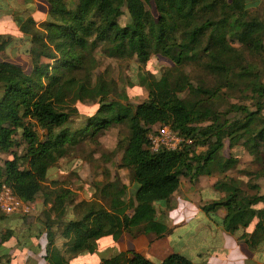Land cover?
Here are the masks:
<instances>
[{
	"label": "trees",
	"instance_id": "1",
	"mask_svg": "<svg viewBox=\"0 0 264 264\" xmlns=\"http://www.w3.org/2000/svg\"><path fill=\"white\" fill-rule=\"evenodd\" d=\"M36 1L22 0L11 12L30 70L0 60V190L6 185L24 203L41 199L51 205L44 213L50 264H71L104 237L167 234L156 204L169 202L183 177L195 182L235 168L233 155H221L226 140L241 142L264 169V9L261 16L252 13L248 0H39L46 7L37 20ZM0 42H5L4 35ZM246 50L260 59L262 70L247 60ZM99 56L135 57L144 65L158 56L171 62L173 70L147 80L148 99L133 106L110 99L115 88L96 75ZM191 65L212 76L215 84H195L180 72ZM234 93L252 105L228 104L223 109L226 94ZM78 102H97L99 108L83 118ZM117 125L129 129L118 143L123 151L119 168L128 170L131 183L138 184L133 202L119 178L96 185L93 197L79 202L65 183L48 182L60 160L85 143L99 145ZM157 126H169L194 144L184 151L153 153L149 135ZM201 147L205 151L197 154ZM3 154L9 156L4 162ZM215 188L225 198L203 210L225 208L226 231L244 229L241 240L251 250L263 247L264 194L244 192L235 182L218 181ZM69 206L74 210L68 211ZM68 212L74 213L73 219L64 222ZM26 216L17 217L20 224ZM7 218L0 213V221ZM62 226L67 251L52 248L54 229ZM16 233L7 230L1 239L7 242ZM103 264L154 263L126 251ZM162 264L194 263L172 254Z\"/></svg>",
	"mask_w": 264,
	"mask_h": 264
},
{
	"label": "rangeland",
	"instance_id": "2",
	"mask_svg": "<svg viewBox=\"0 0 264 264\" xmlns=\"http://www.w3.org/2000/svg\"><path fill=\"white\" fill-rule=\"evenodd\" d=\"M21 1L22 0H0V35H4L5 41L3 43L0 42V60L16 62L26 71H29L30 58L23 52L24 46L17 40L22 36L15 28L13 19L7 20V18L9 19L8 15L12 14L11 12L14 11L13 9H16L18 5H22ZM248 1L251 4L250 11L261 16L264 3L260 0ZM35 4L34 15L37 20H40L42 19L40 18L41 15H43L41 13L45 11L46 6L44 2L39 0H37ZM125 20L126 18L124 17L122 21L124 22ZM10 37L14 38V40H10ZM234 45L238 48L241 46L239 44ZM245 53L247 60L253 63L256 68L261 69L260 59L252 57L247 50ZM99 59L100 66L96 71V75H102L109 85L115 88V92L110 99L133 106H137L148 99V91L145 85L147 80L153 77L159 78L164 72L173 70L171 68V62L158 56H153L146 65L140 63L135 57L115 59L99 56ZM180 72L189 74L195 84L203 83L207 86H213L215 84V79L212 76L195 65L183 67ZM185 96L186 95H183V97ZM226 98L227 103L222 105L223 109L227 108L228 104L252 105V101L248 100L246 96L241 93L226 94ZM75 106L83 118L92 116L99 108L97 102H78ZM158 127L159 126L155 127L152 132L157 130ZM128 135L129 129L127 126L117 125L108 130L104 137L99 140V145L85 143L83 146L78 147L77 151L74 150L67 158L60 160L58 164L51 169L48 182H50V180H59L65 183L66 187L73 190L79 198L91 199L96 191V185L119 178L130 188L127 198L131 197L128 199L130 202H133V193L138 188V184L131 183V174L128 170L119 168L123 151L118 148V143ZM204 151L205 148L202 147L196 149L197 154ZM18 152H21V149ZM221 155H223V158H228L233 155L237 160L235 168L225 174L216 172L214 174L216 178L214 179L204 177L202 178L203 180H199L195 185L184 177L182 187L177 196L200 197V190L213 182L215 183L217 180L228 183L229 185L235 182L238 187L249 194H255L257 192L264 194L263 166L254 156H251L247 152L243 145H241V142L232 143L230 140H226L225 148L222 150ZM8 158L9 156L7 154L2 155L3 162ZM131 191L132 194L130 193ZM224 196L225 193L216 190V188L206 189L201 192V197L204 202L210 201L206 205L212 204L215 201H220L225 198ZM33 204L34 203H32V205ZM183 204L192 203L183 202ZM189 208H187L186 211V220L189 222L193 221V223L196 224H202L203 221L201 220L204 219L203 215L199 214L195 217L194 215L196 214H193V210ZM72 210H74V206H69L68 211ZM214 212V210H211L207 213H210L212 222L218 225L221 220L218 216L213 214ZM0 213L4 214L1 210ZM73 214L74 213L70 212L69 217H67L64 222L73 219ZM20 215H6L8 218L0 221V257L3 258L2 264H50L46 258L50 244L46 230L47 221L44 219V223H39L37 225V221L44 218L43 213H37L35 209L33 213L26 216L27 220L22 224L19 223V219L17 220V217ZM175 218L176 215H173V219ZM29 226H32V229H27ZM62 229L63 226L54 229L57 238L52 248L58 251H67L70 246L61 236ZM7 230H17V233L16 236L12 237L7 242H3L1 236ZM145 235L149 234L140 233L135 237L140 236L142 238ZM175 246L178 247V244ZM167 248V246H162L161 251L156 252L163 253ZM123 250V239L116 240L112 237H105L95 243V249L92 252L81 253L73 257L70 263L103 264L104 260L122 253ZM193 259L194 261L197 260V258L194 257ZM152 261L158 262L157 259H152Z\"/></svg>",
	"mask_w": 264,
	"mask_h": 264
},
{
	"label": "crops",
	"instance_id": "3",
	"mask_svg": "<svg viewBox=\"0 0 264 264\" xmlns=\"http://www.w3.org/2000/svg\"><path fill=\"white\" fill-rule=\"evenodd\" d=\"M8 16L9 19L7 18V20L13 19L12 14ZM204 177L216 178L214 175L201 176L195 182H190L195 185L199 180H203L202 178ZM183 178L181 179L180 188L173 194L169 202L156 204L159 221L167 226L169 229L168 233L162 237L149 234L142 238L140 236L133 237L126 233L119 238L123 239L124 250L122 252L135 251L154 264L156 262H153L152 259H157L158 262L156 264H162L172 254H181L189 258L194 264H264V246L251 250L241 240L244 229H240L235 233L226 231L223 224L226 216L225 208L221 207L213 213L221 220L218 225L212 222L210 213L203 210V207L210 201L205 203L201 197V192L210 188L215 189L218 180L201 189L200 197H178L177 195L183 184ZM130 193L132 194V191ZM82 200L90 199L78 197L77 201ZM183 202H190L192 204H183ZM33 205L34 210L36 209L37 213H43V215L51 207L50 204L48 206L44 205L41 200H38ZM187 208L193 210L192 213L196 214L194 215L195 217L199 214L203 215L204 219L201 220L203 223L196 224L193 221H187L185 218ZM173 215H176L175 219H173ZM43 219L40 221H43ZM37 222V225L41 223ZM177 244L178 247L175 246ZM162 246H167L168 248L163 253H157L156 251H161ZM193 257L197 258V260L194 261ZM2 259L0 257V264L3 263Z\"/></svg>",
	"mask_w": 264,
	"mask_h": 264
},
{
	"label": "built area",
	"instance_id": "4",
	"mask_svg": "<svg viewBox=\"0 0 264 264\" xmlns=\"http://www.w3.org/2000/svg\"><path fill=\"white\" fill-rule=\"evenodd\" d=\"M149 141L150 151L153 153L184 151L194 144L192 138L173 131L169 126H159L157 130L150 133ZM0 210L6 215H28L34 211V208L32 204L24 203L10 187L4 185L0 190Z\"/></svg>",
	"mask_w": 264,
	"mask_h": 264
}]
</instances>
